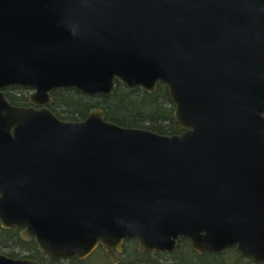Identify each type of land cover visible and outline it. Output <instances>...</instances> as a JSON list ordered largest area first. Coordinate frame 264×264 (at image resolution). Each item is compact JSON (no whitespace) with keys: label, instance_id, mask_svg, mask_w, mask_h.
Here are the masks:
<instances>
[{"label":"water","instance_id":"95a60500","mask_svg":"<svg viewBox=\"0 0 264 264\" xmlns=\"http://www.w3.org/2000/svg\"><path fill=\"white\" fill-rule=\"evenodd\" d=\"M115 79L163 84L181 131L47 107L53 89L110 95ZM0 227L54 259L185 239L264 260V0H0Z\"/></svg>","mask_w":264,"mask_h":264},{"label":"trees","instance_id":"16d2710c","mask_svg":"<svg viewBox=\"0 0 264 264\" xmlns=\"http://www.w3.org/2000/svg\"><path fill=\"white\" fill-rule=\"evenodd\" d=\"M4 93L13 105H21L27 100L26 88L19 86L5 87ZM51 112L61 120L76 121L83 119L91 108H99L104 119L122 127L145 128L160 134L178 133L181 128L172 117L173 105L165 86L156 82L154 91L147 93L141 87H126L115 79L113 92L110 95H84L72 88H57L49 92ZM159 94V95H158ZM19 228L0 227V253L13 258H30L40 264H83L84 258L93 252H99L108 263L110 258L123 263L142 261L145 264H263L264 261L251 262L227 247L217 254H198L191 249L188 240L180 239L176 247L169 252L140 253L136 250L134 239H124L122 253L106 256L99 247L94 248L87 256L78 259H54L40 253L34 242L22 239ZM14 243V244H13ZM11 248V250H5ZM234 253V254H233ZM128 256V257H127Z\"/></svg>","mask_w":264,"mask_h":264},{"label":"flooded vegetation","instance_id":"af4514ba","mask_svg":"<svg viewBox=\"0 0 264 264\" xmlns=\"http://www.w3.org/2000/svg\"><path fill=\"white\" fill-rule=\"evenodd\" d=\"M27 96H28V94H27ZM16 106H31L32 108H35V109H37V108H39L40 106L39 105H33V104H31L29 101H28V99L23 103V104H21V105H16ZM47 107H48V105H47ZM49 108V107H48ZM71 121V120H70ZM122 244H123V241H122V243H121V245H120V247H119V250H116V249H114V248H112L111 249V252L110 253H106L99 245L98 246H96V247H99L100 248V250L104 253V255H106V256H112V255H114L115 253H122V251H123V249H122ZM95 247V248H96ZM232 247V249H233V251L235 252V253H238L236 250H235V248H234V246H231ZM221 252V251H220ZM234 254V253H233ZM239 254V253H238ZM240 256H242L241 254H239ZM242 257H244V258H246V260H251V262L253 261L252 259H250L249 257H245V256H242ZM115 261H120L121 263H123L121 260H119V259H115V260H113V261H111V263L110 264H112L113 262H115ZM262 261H264V260H262ZM142 262V261H141ZM253 262H260V261H253ZM123 264H127V263H123ZM259 264V263H258ZM263 264H264V262H263Z\"/></svg>","mask_w":264,"mask_h":264},{"label":"rangeland","instance_id":"374dc122","mask_svg":"<svg viewBox=\"0 0 264 264\" xmlns=\"http://www.w3.org/2000/svg\"><path fill=\"white\" fill-rule=\"evenodd\" d=\"M25 93H26V95L29 94L30 93V90H26ZM5 250H11V248H7ZM108 260H110L108 262V263H110L112 261V258H110ZM82 263L83 264H104L105 263V260L102 257V255L99 252L96 251V252H93L92 254L88 255L86 258H84V261ZM60 264H63V262H61Z\"/></svg>","mask_w":264,"mask_h":264}]
</instances>
